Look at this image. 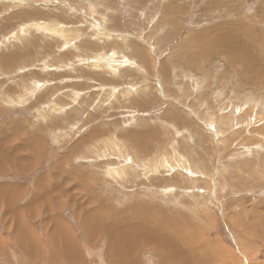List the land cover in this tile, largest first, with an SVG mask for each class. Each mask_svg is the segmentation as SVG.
<instances>
[{
    "label": "rangeland",
    "instance_id": "374dc122",
    "mask_svg": "<svg viewBox=\"0 0 264 264\" xmlns=\"http://www.w3.org/2000/svg\"><path fill=\"white\" fill-rule=\"evenodd\" d=\"M1 131L0 264H264V0H0Z\"/></svg>",
    "mask_w": 264,
    "mask_h": 264
},
{
    "label": "crops",
    "instance_id": "0c3cea01",
    "mask_svg": "<svg viewBox=\"0 0 264 264\" xmlns=\"http://www.w3.org/2000/svg\"><path fill=\"white\" fill-rule=\"evenodd\" d=\"M4 132V133H3ZM3 133V134H2ZM5 134H6V131H1L0 132V137H2L3 139H5ZM22 138H25L26 140H24V139H17V140H15L14 141V143H16V145L13 147V150L14 151H16V152H24L25 150H24V148H25V146L27 145V149L26 150H28V151H30L32 148H31V142H34V143H36V144H42V138L41 137H37V136H34V137H22ZM6 140V139H5ZM0 144H2V140L0 139ZM0 149H1V151H3V150H5V146L4 145H1L0 146ZM11 160V157L9 156V154H5V158H3V157H0V168H8V162ZM23 164V161L22 160H20V159H17V160H15V166H16V169L20 166L21 167V165ZM19 170V169H18ZM0 171H1V169H0ZM2 174H4L5 175V173H2ZM1 176V175H0ZM6 190H8V189H6ZM21 193H19V195H23V193H24V191H25V187L24 186H21ZM6 200H8V199H6ZM4 200H3V198H1L0 197V202H3ZM8 213H10V212H8ZM8 213H7V215H8ZM59 227V226H58ZM60 231V230H59ZM59 231H56V232H59ZM72 241H74L75 242V239H72ZM71 242V241H70ZM73 243V242H72ZM66 244H68V246L69 247H72L71 245H70V243L68 242V243H66ZM74 244V243H73ZM157 244H158V240H157ZM64 248H66V247H64ZM167 251V249H164V251L163 252H166ZM171 254H173V252L172 253H164V254H162V255H158V254H156V255H154L155 256V260L157 261V263L158 264H177V263H175V262H173V261H171ZM8 255H9V251L7 250V248L3 245V243L0 241V256L1 257H3V256H6V257H8ZM157 256H159V258H161L162 260H164L165 262H163V261H160L158 258H157ZM173 260H174V258H173Z\"/></svg>",
    "mask_w": 264,
    "mask_h": 264
},
{
    "label": "bare ground",
    "instance_id": "6f19581e",
    "mask_svg": "<svg viewBox=\"0 0 264 264\" xmlns=\"http://www.w3.org/2000/svg\"><path fill=\"white\" fill-rule=\"evenodd\" d=\"M236 39V38H235ZM113 72V71H112ZM110 146V145H109ZM114 155V154H113ZM187 164V163H186ZM114 171V173L115 174H118V171L117 170H113ZM137 206V205H136ZM134 211H135V209H133ZM127 211V210H126ZM137 211V210H136ZM141 211V210H140ZM122 212V211H121ZM138 212V211H137ZM125 213V212H124ZM123 213V214H124ZM122 215V214H121ZM126 216V215H125ZM146 217V216H145ZM145 217H142L141 216V218H143V219H145ZM138 218V217H137ZM126 219V218H125ZM123 221V220H122ZM126 221V220H125ZM150 222L152 221L151 219L149 220ZM153 225V224H152ZM113 226V225H112ZM123 226V225H122ZM111 227V226H110ZM112 228V227H111ZM123 228V227H122ZM107 229V228H106ZM110 229V228H109ZM145 233H148L149 235H150V237H148V240H150V241H152L153 243H157L156 241H155V237H157V240H158V244L157 245H165L163 242H162V240H161V236H158L157 235V233L155 232V231H151V232H143L142 231V235H144ZM160 235V234H159ZM143 238H146V235H144V237ZM189 239V238H188ZM146 240V239H145ZM168 242V241H167ZM169 244H170V241H169ZM132 245H134V244H131L130 246H132ZM137 248V247H136ZM164 249V248H163ZM178 261V260H177ZM176 263V262H175Z\"/></svg>",
    "mask_w": 264,
    "mask_h": 264
}]
</instances>
